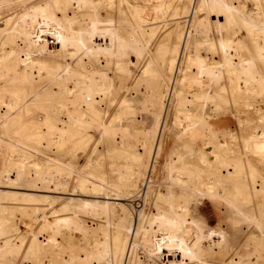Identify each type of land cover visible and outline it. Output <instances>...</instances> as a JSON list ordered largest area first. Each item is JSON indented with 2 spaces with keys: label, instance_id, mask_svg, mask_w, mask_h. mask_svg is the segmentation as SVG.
I'll return each mask as SVG.
<instances>
[{
  "label": "bare ground",
  "instance_id": "6f19581e",
  "mask_svg": "<svg viewBox=\"0 0 264 264\" xmlns=\"http://www.w3.org/2000/svg\"><path fill=\"white\" fill-rule=\"evenodd\" d=\"M43 1L44 5L57 2L64 10L73 11L74 9L82 15L84 13L89 16L88 19L96 17L99 7L109 2L108 0ZM150 1L154 2V5L149 6L151 10H163V5L170 3L175 5V15H186L189 19L185 25L186 29L176 36L178 43L167 63L170 76L165 85L157 86L156 81H153L147 90V93L153 97L151 105L157 111V116H155L152 131L145 133V136L148 137L152 133L158 136L159 141L149 157L145 151L132 155L135 160H141L145 156L148 158L143 173L137 174V177L129 174L128 177L120 172L123 174L120 178L125 181L123 186L127 188L135 187L144 175L148 176L149 180L152 179L149 175L152 176L156 167L160 138L166 128L169 105H172L173 116L175 120L177 119V123H174L178 130L177 134L181 138L186 137L192 143V145L183 144V147L187 151L197 152L199 165L179 167L172 163L169 164V158H166L169 165L164 164L165 168L162 167L164 171L161 172V178L166 181L164 183L166 187L162 189L158 187L159 190L149 194L150 187L146 186L144 192L146 194L142 199L141 208L137 211V217L135 216V223L129 212L127 215L129 208L121 201L125 202L138 196L136 194L139 193V186L133 189L129 197L110 189L101 179L96 184L91 183L90 186H85L84 178L77 179L72 187L67 189V185L73 180L70 175L71 171H65L57 164L47 160L40 162L35 155L29 154V162H21L23 164L16 162L17 164L11 165L12 163L8 160L10 159L8 158L9 152L20 149L13 143L15 139L10 136L11 132L18 130L17 128L22 129V132L28 135L25 139L44 141L43 145L50 149L71 142L75 137L80 138L81 142H92L93 144L96 142L97 144L102 140L112 138L115 128L112 120L108 122L104 120L100 110V97L107 90L104 76L93 69L84 68L83 65H80V69L71 68L59 58L67 52L69 47H74L75 52L87 49L90 54L98 55V57L100 55L110 57L109 61L106 59L108 66L112 60L110 56L113 52L112 44L99 41L87 46L82 34L70 32L69 21L66 17H59L53 11L34 7L24 14V17L20 16V22L14 24L13 27L9 28L10 22L7 21L6 27L0 32L9 31L7 41L10 43L18 41L22 45V50L18 48L16 55L25 54L23 59L16 56L7 64L0 63V80L6 78L12 71L10 75L12 85L18 87L6 90L4 85H0V129L3 138L7 139V145L3 146L2 150L3 156L0 155V263L7 262L6 254L16 250L19 254V261L16 264H22L28 259H33L35 264H44L41 259L43 257L48 258L46 262L50 264L54 260L52 257L54 258L57 252L60 253V250L64 249L61 242V229L76 228L78 233L81 232L79 235L82 237L79 239L78 235L73 238L81 242L80 244L73 241L68 245L72 255L71 264H132L134 257L132 258L133 245L131 246V243L134 241L143 243L153 255H163L162 260L168 257V263L183 264L191 260V251H202L204 247L213 251L224 246L222 242L217 243V240L226 235V229L225 233L223 232L225 235H222L220 230H213L216 231L214 234L210 233L216 237V242L212 237L211 239L198 231H194L193 234L189 232L193 224L187 217H190L192 208L187 200L190 196L187 195L186 190V197L184 189H188L194 179L200 180L201 173L205 172L209 176V183L199 181L206 187L204 193L207 191L213 198L225 197V191L219 190L224 182L236 188V192L239 191L237 194L241 196L243 191L239 190V187L244 186L246 192V185L249 181H253L252 188L249 186L247 190V198L260 197L264 201V0H246L251 2L252 8L254 6L256 10V12L251 10L249 16H242L241 5L231 0ZM181 1L190 6L179 7L178 3ZM145 9V7L134 6L130 8V11L136 18ZM195 15H199L200 19ZM203 15L204 17L201 18ZM75 17L70 18L75 20ZM194 17L197 19L196 22L192 21ZM220 19L223 20L220 21ZM90 22L89 20L87 23ZM137 22H142L139 21V17ZM237 23L243 26L246 40L241 36L227 37L221 34V27H233ZM192 24L197 25L199 32L205 35L203 41L196 42L194 45H190L191 40L189 41ZM202 26L205 27L204 31L200 28ZM210 30L212 32L209 33ZM211 35L216 36V39L210 37ZM121 50L116 48L115 55ZM139 51V48L135 47L132 54L138 56ZM150 73L148 68L143 71L144 76ZM142 79L146 78L142 77ZM49 83L52 84L48 86ZM24 85H28V89L21 88ZM35 86H37L36 89ZM39 90L42 95L38 98L32 97V94ZM129 101L126 96H122L120 101L119 116H124L125 120L132 111ZM186 104L193 107V113L185 111ZM235 108L238 110L237 114L241 111L242 113L239 114H244V116L241 118L237 116ZM13 111H16L13 121H6L5 116ZM181 118L185 121L184 125L180 122ZM228 118H236L238 124H242L241 120H243L246 126L245 137L241 136L244 139L243 150L240 153L233 150V143L237 137L232 134L231 128L225 125ZM1 139L0 137V148L2 147ZM24 151L21 150V152ZM240 156L244 157V161L235 171L233 163ZM259 170H263V177L258 187L255 184L258 182L256 175L260 173ZM21 179L28 180L30 189L28 191H44L52 194L64 192V195L73 197L79 196L77 194L79 189L86 191L90 188L98 196L92 201L80 198L73 201L74 197H71L59 209H54L52 206L56 203V199H59L58 196H42L41 201L52 207L47 209L48 211L41 212L38 206L27 207V205L17 203L18 201H35L31 198L32 195L22 194L19 200L16 193L2 191L4 188L18 190ZM144 180L146 177L139 181V185L145 184ZM194 187L198 188V185ZM197 188H193L192 192L199 194ZM228 193H230L229 190ZM100 200H108L109 203L106 204L105 201ZM192 201H195V198ZM236 201L235 195H232L230 206L237 208ZM110 205H118L116 223L111 224L107 220L104 226L99 225L96 229L86 228L80 223V216L85 213L96 217L104 215L108 218L113 212L111 210L113 208H109ZM231 210L238 211L234 208ZM134 214L136 215L135 212ZM193 214L195 215V212ZM14 218L21 221L23 225H17L18 222L15 224ZM253 219L256 225L253 224L255 226L252 230L264 232V225H258L260 218L256 216ZM229 222L232 226L235 223L234 220H229ZM192 235L193 238L190 239ZM248 237L252 239L247 240V244L251 247L253 245L252 252H250L254 255L255 261L253 262L249 256L246 260L242 257L238 261L230 259L226 264H258L262 258L260 255L262 242L259 244L258 240H253L256 234L254 237L253 235H248ZM55 252L56 255H54ZM55 258L57 259V256Z\"/></svg>",
  "mask_w": 264,
  "mask_h": 264
},
{
  "label": "rangeland",
  "instance_id": "374dc122",
  "mask_svg": "<svg viewBox=\"0 0 264 264\" xmlns=\"http://www.w3.org/2000/svg\"><path fill=\"white\" fill-rule=\"evenodd\" d=\"M108 1H109L108 3H105L99 7L97 11V16L93 17L95 19L94 22L93 18L88 19L89 16H87L84 13L82 15L80 12L74 11V9L73 11L66 9L64 10L61 6H59V4H57V2L55 4L49 3L47 5H44L43 0H0V32L1 29L6 27L7 21L10 22L8 27L9 28L13 27L14 24L20 22L19 20L20 16L23 15L24 17L25 16L24 14L30 12L34 7H38L39 9L42 8L44 10L53 11L59 17L61 16L66 17L67 20L69 21L68 26L70 32L82 34L83 40L86 42L87 46L95 44L99 41H106L107 43L110 42L112 44V51H113L112 54L110 55L112 59L111 60L112 62L110 61V63L113 66L111 64L107 66L106 64L107 60L110 57L106 58L103 55H100L98 57V55L90 54L87 49L85 50L83 49L78 52H75L74 47H69L67 52H65V54L62 56L60 55L59 57L60 61L62 60L66 62V64L71 68L80 69L81 68L80 65H83L84 68L93 69L98 74L104 76L107 90L100 97L101 99L100 110L102 111L104 120L107 122L109 120H112V125L115 127L114 128L115 130L113 129L112 138L102 140L97 144L95 142L96 144L95 145L92 142L91 143L81 142L80 138L75 137L71 142H66L57 148L50 149L47 148L45 145H43L44 141L25 139L28 137V135L26 133H23L22 129L17 128L18 130L16 132H11L10 136L13 139H15L13 143L18 145L20 149L14 152H9L10 154H8V158L10 159L8 160L12 163L11 165L17 163L23 164L25 162H29L28 155L33 154L38 158L40 162H45L47 160L51 163L57 164L61 168H63V170L68 172L71 171L70 175L72 176L71 178H73V180L70 181V183L67 185V189H70L74 184L73 182L76 181L77 179L84 178V180H86L85 186H90L91 183L96 184V182H99V180L101 179L102 182L107 183L110 189L120 192L121 194L127 195V197H129L133 193L134 191L133 189L139 186L138 188L139 193L136 194L138 196H136L134 199L130 198V200L128 201L126 200L125 202L121 201L122 204L127 205V208H129L127 211V215L129 212V214H131L132 221L134 219L135 221L133 222L135 223L137 217V211L138 209L141 208L140 206L142 205V199L145 197L146 194L144 193L146 190V186L150 187L149 194H151V192H154L155 190H159L160 188L162 189L166 187V185H164L166 181H164L161 178L162 176L161 172L164 171L162 169L164 164L169 165L170 163H172L175 166H179V167L181 166L190 167L191 165H196V166L199 165L197 152L187 151L183 147V144L192 145V143L186 137L185 138L182 137L183 138L182 139L177 134L178 131L177 127L174 126V123L175 122L177 123L176 121L177 119L175 120V117L173 116L172 105H169L170 107L166 120V128L164 129L160 138V148L156 160V167L153 170L152 176L149 175V177H151L152 179L149 180L148 176L144 175L141 179L138 178L140 180H138L137 182L138 184H136L135 187L133 188L124 187L123 185L125 181L121 179L122 178L121 176H123L124 173L128 177L129 174L137 177V174L143 173L144 165L148 158H146L145 156L141 160L138 159L135 160L133 159L132 155L135 153H143L145 151L146 154L148 153V157H149V154L154 149L156 143H158L159 141L157 139L158 136L152 133L149 134L148 137L145 136V133H150L152 131L156 119L155 116H157V111L151 105L153 104L151 102L153 100V97L152 95L150 96V94L147 93V90L150 88V83L153 81H156L157 86L163 87L165 85L167 79L170 76V72L169 70H167L168 69L167 63L169 59L172 57V51L174 50L175 46L178 43L176 36L179 32H182L186 29L185 25L189 18L186 17V15H180V16L175 15L174 13L175 5L170 3L164 4L162 8L163 10H159V9L151 10L149 6L154 5V2L150 0H139V1L122 0V2L121 0H108ZM231 1H233V3L235 4L241 5L240 12L242 16H249V14H251L250 13L251 10L256 12V10H254L255 7L253 6L252 8L251 2H247L246 0H231ZM178 5L181 8L190 6L184 1L179 2ZM134 6H139L140 8L142 7L146 8L144 12H142V14H139L138 16L139 21H142L141 23L137 22L138 17L135 18L131 14L130 8ZM199 15H195L196 18H199ZM71 16H76L75 17L76 19L74 20V18H70ZM203 17L204 15L201 18ZM196 18L195 17L192 18V21L196 22L197 20ZM210 19L215 20V18L213 17H210ZM89 20L91 22L87 23L89 22ZM222 20L223 19H220V21ZM193 24L192 27H190L191 29L190 33L192 32L190 35L191 39L189 38V41L191 40L190 45H194V43L201 42L205 39L204 33H202L201 31L199 32L200 29L196 27L197 25L193 26ZM200 28L203 31L205 30V27L203 26ZM210 32H212V30H210L209 33ZM220 32L221 34H223V36L224 35L227 37L241 36L244 40H246V35H244L245 34L244 28L240 23H237V25L233 27H229V26L226 28L221 27ZM8 33L9 31L7 32L4 31L3 33H0V63L3 64L9 63V61L16 56L19 59H23L22 57H25V54L16 55L18 48L22 50V45L20 44V42L18 43V41L15 43H10L9 41H7ZM192 35L195 37H193ZM210 37L216 39V36L214 35H211ZM125 45L127 46L126 48ZM135 47L136 48L138 47L139 50L141 51V52L139 51L138 56L132 54L134 53L133 49ZM116 48H120L122 50L116 53L115 55ZM130 50L132 52L129 53ZM147 68L151 73L144 76L143 71L146 70ZM11 74L12 71L9 72V75L6 76V78L0 80V85H4V88L6 90L18 88L17 86L12 85V80H11L12 77H10ZM142 77L146 79L143 80ZM45 84H43V86ZM51 84L49 83L48 86H50ZM27 87L29 86L24 85L21 88L28 89ZM36 88L37 86H35V89ZM41 95H42L41 90H39L33 93L32 97L38 98ZM122 96H126L127 99L130 100L129 107L132 110L131 114L127 116L126 120L124 119V116L123 117L119 116L120 101ZM149 97L150 98L152 97V99H149ZM235 110L237 116L239 115L240 118L244 116V114L241 115L239 114L242 113L240 110L238 114H237L238 110L236 108ZM185 111H189L193 113V107L189 104H186ZM15 114L16 111H13L11 112L10 115L5 116L6 121H10V122L13 121V117ZM182 119L183 118L180 119V122L181 124L184 125L185 121L184 119L183 120ZM231 119L233 118H228L225 121V125L227 124L228 128H231L232 134L235 137H237L235 142L233 143V150L234 152L240 153V151L243 150L242 142L245 137L246 126L243 120H241L242 124L241 123L238 124L236 118L233 120ZM228 123L230 124L228 125ZM242 135L244 136L243 138L241 137ZM0 137L2 138L1 139L2 147L0 148L1 150L0 155L3 156L2 150H3V146L7 145V139L3 138L1 129H0ZM146 138H148V140ZM18 139H20V141ZM148 141L150 142V144ZM129 148H131V150ZM22 149L25 151L21 152ZM166 154L168 155V157H166L167 156ZM23 156L24 158H22ZM166 158L167 159L169 158L168 159L169 164ZM242 161H244L243 156L238 157L236 161H234L233 167L235 168L234 169L235 171L240 168V165H242L241 164ZM123 170L124 172H122ZM125 171L127 173L129 172L128 175ZM262 171L263 170H259L260 173L256 175L257 176L256 181L258 182L255 184V186L259 187L260 185L261 182L260 179H262L263 177ZM120 172L123 174H120ZM31 176L32 178L35 177L33 174ZM200 176L203 177V178L202 177L199 178L201 181L198 180V178H196L193 180L194 183L193 182L190 183L192 185H190L188 189L187 188L184 189V194L185 191L187 190L186 191L188 193L187 195L191 197V198L189 197L188 199L187 195L185 194L187 200L190 203V208H192L193 210V212L191 210L190 217H187L189 222L192 221L191 223L193 224V227L192 229L189 230V232H192L193 234L194 231H198L201 234H204L210 238L212 237L213 241L216 242L217 239L213 235L216 231L213 230H220L221 233L223 232L225 233L224 230L226 229V233H225L226 235L223 233L222 235L225 236L219 238L218 239L219 241L217 240V243L222 242L224 246H222L223 248H218L213 251L210 250L209 248L206 249V247H204L202 251H195V252L189 251L191 260L188 261L189 263L185 262L183 264H223V263L226 264L230 259H234V261H238L239 258L242 257L243 259L246 260L247 258L249 259V256H251L250 259H252L254 262L255 257H253L254 255H252L251 253L253 245L251 247V245H248L247 242L249 240H252L251 238L248 237V235L251 236L253 235L254 237L255 234H256V238L254 237L253 240L256 241L258 240L259 244L262 242L260 244L261 250L263 252L262 253L260 251L262 261L259 260L260 263L258 262V264H264V232L262 231L254 232L252 230L256 225V222L253 219L256 216L260 218L258 225H262V226L264 225V201L261 200L260 197L247 198L248 195L247 190L249 186H251L252 188L253 181H249L248 185H246V189H247L246 192L244 186L239 187V190L243 191L241 196L237 194L239 191L236 192V188H233L230 184L224 182L222 183L223 185L221 184V187H219V190L225 191L224 194L225 197H223L222 199L214 197L215 198L214 199L212 195L209 196L210 194H208L207 191H205L204 193L206 187L200 184V182L202 181L205 184L209 183L208 174L203 172L200 174ZM145 177H146V180H144L145 184H143L142 186L139 185V181H142V179ZM147 179L149 182L147 181ZM204 179L206 180V182ZM19 183L20 184L17 187L19 188L18 190L11 188L10 189L4 188L2 189V191H8L13 194L16 193L17 196L19 197V200L21 199V196H23L22 194L32 195L31 198L35 201H31V202L18 201L17 203H22L23 205H27V207H31V205L38 206V210H40L41 212L48 211L49 208H51L52 206H54V209H59L64 203L68 201V199H71L72 197V196L70 197L69 195H64L63 194L64 192L52 194L44 191L43 192L28 191L29 187H28L27 179H21ZM194 185L195 186L198 185V188L194 187ZM229 187H231L232 189ZM193 188L195 189L197 188L199 194H197L196 190H195L196 193L192 192ZM141 190L142 192H140ZM228 190L230 193H228ZM200 192L202 193L200 194ZM189 193H191L192 195L196 194L197 196L195 195L191 196V194ZM77 194L79 196L76 195L73 196L74 198L72 197L73 201L78 200L79 198L81 200L92 201L95 200V197L98 196L96 192L92 191L90 188H87L86 191L79 189ZM202 194H204L205 197ZM46 195L55 196V197L58 196L59 199H56V203L50 207L46 202L41 201L40 199L42 196H46ZM232 195H235L236 197L237 208L231 207L229 204L232 199ZM194 198L195 201H192ZM100 201L103 202L105 201L106 204L109 203L108 200H100ZM115 202L117 203L118 201ZM111 207L113 208L111 209L113 212L111 213L110 216H108V218L107 216L105 217L104 215H101V217L100 216L96 217L95 215L90 216V214L88 215L87 213H85V214H81L79 219L80 223L83 226H86V228H94V229L98 228L99 225L104 226L107 223V220L111 224L116 223V214L118 211V205H110L109 208ZM231 208L237 209L238 211H232ZM133 211L136 213V215L134 214ZM194 212L195 215L193 214ZM196 212H198L199 214ZM82 215H86V216H82ZM229 220H234L235 223L233 224V226L229 222ZM252 220L253 223H251ZM14 223L15 224L17 223V225L19 226L23 225L22 222L21 221L19 222V220H17L16 218H14ZM74 230L76 232H74ZM77 230L78 229L76 228L61 229V242L64 248L62 250L64 251L61 252L62 250H60V253L57 252L58 253L57 255L55 252L54 255L57 256V259L55 258L56 256H54V258L52 257V259L54 260L50 264H55V263L71 264L72 255L70 253L71 249L68 245L73 241L77 244L81 243L77 239L75 240L73 239L74 237H77L81 233L80 231L78 233ZM81 237L82 236L79 235V239H81ZM189 238L190 239L193 238V235L190 236ZM42 239L43 238H41V240ZM131 246L133 251L132 258L134 257L132 264H161V263L179 264L176 262L168 263L169 262L168 257H165V260H162L163 255H153V253L143 243H138L134 241L133 243H131ZM12 251L13 252L6 254V258L8 259V261L5 262L6 264H10V263L16 264L19 261L18 260L19 254L16 253V250H12ZM41 259L43 260L42 262H44V264H48L47 263L49 260L48 258L45 259V257H43ZM0 264H3V262ZM22 264H35V261L33 259H28L23 261Z\"/></svg>",
  "mask_w": 264,
  "mask_h": 264
}]
</instances>
